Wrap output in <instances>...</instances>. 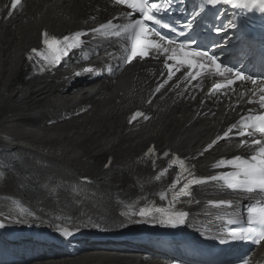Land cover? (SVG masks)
I'll return each mask as SVG.
<instances>
[{
    "label": "bare ground",
    "instance_id": "bare-ground-1",
    "mask_svg": "<svg viewBox=\"0 0 264 264\" xmlns=\"http://www.w3.org/2000/svg\"><path fill=\"white\" fill-rule=\"evenodd\" d=\"M4 3L0 0V17ZM111 6L106 0H23L7 23L0 24V229L10 235L47 228L68 233L77 243L91 233L159 228L138 212L150 196L167 198L176 172L165 162L145 160L142 152L156 142L192 153L214 135L225 116L234 115L225 109L228 101L221 102L205 87L207 77L191 76L195 84L178 77L177 90L166 89L147 105L167 56L105 78L109 64L117 65L118 54L104 36L90 35L89 44L63 65L34 75L26 52L39 44L43 29L62 33L91 28L111 16ZM142 105L154 117L127 131V115ZM228 146H218L202 162L221 156ZM109 155L114 161L105 169ZM204 195L200 191L197 198ZM193 209L196 223L189 229L210 237L217 222L205 216L207 209ZM107 246L112 244L97 251ZM118 252L92 259L78 257L76 249L68 260L46 258L33 264H128ZM22 256L13 251L10 264H18Z\"/></svg>",
    "mask_w": 264,
    "mask_h": 264
},
{
    "label": "snow or ice",
    "instance_id": "snow-or-ice-1",
    "mask_svg": "<svg viewBox=\"0 0 264 264\" xmlns=\"http://www.w3.org/2000/svg\"><path fill=\"white\" fill-rule=\"evenodd\" d=\"M118 3H121V0H117ZM218 2V0H208V3L210 5H215ZM224 3L226 4H231L233 6H239L236 5V0H223ZM133 8H137L139 7L141 11L144 10V8L148 7L147 5V0H144V3L142 5H138L136 2L132 5ZM151 8L157 9V11H159V7L157 4L153 3L151 4ZM262 11H264V8H262ZM146 19L147 20H153L154 17L151 15H146ZM157 23H159V21H156ZM219 30H217L218 32ZM79 35V34H77ZM45 36H47V33H45ZM65 40H67L68 38L65 37ZM45 45L49 48V49H53L54 50V54L49 57V56H44L45 60H48L51 63H55L58 62L60 60L61 57V50L59 48L56 47L57 45V41L55 39L49 41L48 39H45L44 41ZM156 47H159L158 45H155ZM137 51L140 53V55H147V52L141 48L138 47ZM135 54V53H134ZM184 56L187 57H200V58H207L208 60H210L213 64H215V68L218 72H220L221 75H223V72H232L233 69L232 68H223L222 69V65L221 63L217 62L214 56H210L208 54V52L206 51H197V52H185ZM186 62L190 65L193 66V60L192 59H186ZM200 67H203V65H200ZM219 87V86H218ZM251 119V118H249ZM255 120L260 121V123L258 125L256 124H252L251 127H253L256 131L260 132V133H264V116H257L255 117ZM244 125V128H248L249 125L245 124L243 121L241 122ZM233 128H235V125H233ZM229 131H231V129H229ZM241 135L244 134L243 130L240 133ZM255 143L259 144L260 141H255ZM260 153L262 156H264V147L260 148ZM252 162L249 163L248 161H242L241 162V158L239 156L235 157L234 160H220L219 161V165H225V164H229V165H233L236 168H239L241 171L239 173H229L228 174V178L231 179L233 186L236 184H258L260 186H264V159H261L259 164L256 163L257 161V157L253 156L252 158ZM183 167V165H182ZM242 175L244 177L243 180H240L238 177ZM213 180L216 179L215 176L212 177ZM177 183H179V179H177ZM189 184L185 183L183 185V187L181 188V190L179 191V193L177 195L183 196V195H187V189H188ZM175 199V196H174ZM146 210H141L140 215H146ZM186 214L181 212L176 214V217L180 223H183V217ZM234 235V233H233ZM261 239H264V235L261 236ZM256 243H259L260 241L257 240L255 241Z\"/></svg>",
    "mask_w": 264,
    "mask_h": 264
},
{
    "label": "rangeland",
    "instance_id": "rangeland-1",
    "mask_svg": "<svg viewBox=\"0 0 264 264\" xmlns=\"http://www.w3.org/2000/svg\"><path fill=\"white\" fill-rule=\"evenodd\" d=\"M102 169V168H101ZM104 172V170H102ZM105 173V172H104Z\"/></svg>",
    "mask_w": 264,
    "mask_h": 264
}]
</instances>
